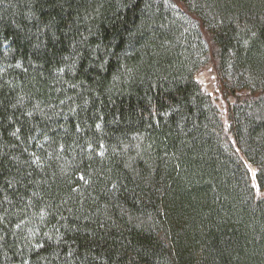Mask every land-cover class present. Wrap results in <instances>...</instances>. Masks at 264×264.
Returning <instances> with one entry per match:
<instances>
[{"label": "trees", "instance_id": "1", "mask_svg": "<svg viewBox=\"0 0 264 264\" xmlns=\"http://www.w3.org/2000/svg\"><path fill=\"white\" fill-rule=\"evenodd\" d=\"M0 264H264V0H0Z\"/></svg>", "mask_w": 264, "mask_h": 264}]
</instances>
